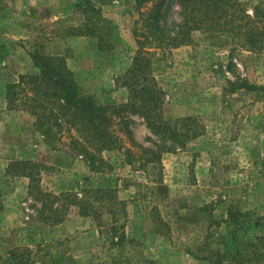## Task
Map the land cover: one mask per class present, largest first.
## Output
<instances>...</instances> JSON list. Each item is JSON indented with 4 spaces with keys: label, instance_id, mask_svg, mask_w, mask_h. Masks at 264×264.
I'll list each match as a JSON object with an SVG mask.
<instances>
[{
    "label": "rangeland",
    "instance_id": "1",
    "mask_svg": "<svg viewBox=\"0 0 264 264\" xmlns=\"http://www.w3.org/2000/svg\"><path fill=\"white\" fill-rule=\"evenodd\" d=\"M155 2L141 8L136 0H0L2 256L24 239L31 264H264V48L232 51L234 43L195 30L187 43L153 57L165 116H197L204 126L185 147H165L155 172L133 170L124 149L104 151L102 170L93 172L86 154L68 144L52 148L32 114L7 109L6 85L36 73L33 55L41 52L65 56L81 89L99 103L127 101L129 89L119 78ZM245 2L252 13L264 0ZM168 19L181 20L178 3H171ZM101 41L113 48L101 49ZM211 44L225 73L206 69L200 57ZM130 118L139 144L157 150V143L169 144L140 113ZM19 159L41 162V186L57 194L117 187L127 212L117 206L113 217L108 205L99 219H81L74 207L55 223L58 214L29 195V177L6 172ZM55 207L65 212L62 199Z\"/></svg>",
    "mask_w": 264,
    "mask_h": 264
},
{
    "label": "trees",
    "instance_id": "2",
    "mask_svg": "<svg viewBox=\"0 0 264 264\" xmlns=\"http://www.w3.org/2000/svg\"><path fill=\"white\" fill-rule=\"evenodd\" d=\"M151 1L136 0V4L142 8ZM173 2L180 6L181 20L175 23L168 19ZM148 10L143 17L141 33L138 30L136 33V52L119 78L129 89L127 101L99 103L93 95L81 89L65 56L41 52L33 55L34 64L39 69L36 73L21 74L18 81L6 85L7 109L32 114L36 129L49 140L52 148L68 144L80 154H86L93 172L102 170L106 161L103 152L114 149L125 150L126 161L133 170L145 167L155 172L165 147L173 151L185 147L189 140L202 134L204 126L197 116L174 119L165 116V90L153 73V57L167 55L173 48L187 43L195 30L211 32L234 43L232 51L237 48L259 51L264 48V3L257 4L250 13L245 0H156L154 7ZM113 45L101 41L99 47L111 49ZM216 47L215 44L203 47L200 57L206 69L215 74L225 73ZM131 113H140L152 133L169 144L157 143L158 150L139 144L131 127ZM1 115L0 111V118ZM131 147L140 148L141 154L137 156ZM43 170L41 162L33 159H19L6 168L8 174L29 177V195L37 197L44 205H49L51 212L58 214L55 223L62 222L74 207L78 215L94 219H99V209L108 205L113 217L117 206L118 211L127 212L126 201L119 197L117 187L98 186L86 188L82 194L71 191L57 194L42 188ZM151 181L153 189L156 188L157 178ZM61 199L66 205L62 213L55 207ZM37 230L40 232V227ZM28 239L32 237L28 236ZM24 242L20 239L16 246L9 248L6 257L2 256L0 249V264H31L30 249L25 248ZM122 242L123 236L119 235L117 243Z\"/></svg>",
    "mask_w": 264,
    "mask_h": 264
},
{
    "label": "crops",
    "instance_id": "3",
    "mask_svg": "<svg viewBox=\"0 0 264 264\" xmlns=\"http://www.w3.org/2000/svg\"><path fill=\"white\" fill-rule=\"evenodd\" d=\"M24 1H26V0H21V2H24ZM16 2H17V0H16ZM4 3H5V1H4ZM9 9H12L11 6H9ZM78 217L81 218V219H85V217L80 216V215H78ZM67 221H68V219H67ZM92 224H93V222H91L90 226H92Z\"/></svg>",
    "mask_w": 264,
    "mask_h": 264
}]
</instances>
